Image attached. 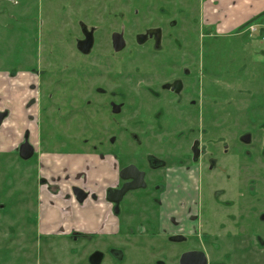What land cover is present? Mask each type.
<instances>
[{"label":"rangeland","instance_id":"obj_1","mask_svg":"<svg viewBox=\"0 0 264 264\" xmlns=\"http://www.w3.org/2000/svg\"><path fill=\"white\" fill-rule=\"evenodd\" d=\"M183 1L0 0V97L3 99L0 108L9 107L12 112L7 125L0 128V148L11 151L17 142L16 131L20 136L22 128L27 131L33 129L32 139L35 137L37 145L35 141L33 143L38 149L36 169L39 162L44 164L47 155L56 166H61L66 159L60 158V155L72 153L81 156L72 161L70 169L86 161L84 167L88 173L91 172L90 162L101 157L111 161L116 158L118 164L129 161L131 157L119 155L120 150L136 155L155 154L158 160L164 162L165 171H186L184 176L192 182L189 184L194 186L197 195L194 203L197 208L204 198L211 200L215 189L225 188L221 203H212L213 220L198 226L187 225L176 233L170 232L169 236L181 234L188 238L182 243L166 240V236L138 237L134 231L130 236L112 239L96 234L92 229L88 231L90 237L86 245L80 242L65 244L58 239L52 246L58 254L42 251L33 256L27 241L30 227L25 226L23 238L19 237L13 243L10 264H86L85 248L90 252L100 250L101 264H156V260L178 264L179 255L190 249L203 251L209 264H236L237 255H233V249L241 245L238 236L253 232L260 237L263 247L254 249L248 264L257 260L264 264V218L258 219L260 213L264 214V162L257 156L263 131L252 130L259 123L264 129L262 34L217 35L214 27L205 24L201 17L199 0ZM82 26L94 34L93 50L86 56L76 48V41L82 37ZM154 28L162 32L161 47L152 41L142 45L136 42V37ZM48 32L46 42L44 38ZM113 32L121 33L125 39L126 45L121 52L112 50L110 35ZM201 60L205 68L202 75L207 77L203 83L207 86V93H203V97L217 96L216 110L221 111L217 121L210 115L205 116L204 122L210 124L208 135H205V130H197L192 125L195 121L188 111L190 108L177 106L174 95L166 91L163 95L161 91L154 99L161 97L159 100L166 101L171 110L178 111L181 119L177 122L172 112L163 105L150 102L154 99L150 98L147 90L151 84L157 86L181 79L184 65H191L194 70L200 71ZM230 61L232 68L228 69ZM14 75L17 77L14 78ZM239 78L248 82L244 83L245 87L233 85L230 93L227 81ZM215 82L218 87L214 86ZM31 83L39 84L37 91L28 88ZM97 88L104 93L96 92ZM111 93H115L116 100L123 104V112L119 115H113L108 109V101L113 96ZM140 97V101L143 97L149 99L147 102L143 100L145 107L140 115L154 122L153 131L137 127L142 121L138 120L137 112L132 110L131 105L135 98ZM40 106L46 109L40 115L41 126L28 124V119L37 118ZM56 107L60 110L56 111ZM179 111L186 113L181 115ZM194 111L198 118L201 111L198 112V108ZM229 117L232 122L238 123L232 133L235 151L231 156L217 157L215 167L226 166V170L232 172V181L225 184L222 179L216 178L220 174H215V170L206 173V158L193 161L189 148L194 141L206 146L208 138H216L222 133L214 122L224 123L230 120ZM175 122L178 124L174 126ZM165 123L173 127L164 130ZM248 130L253 132L252 145L247 146L256 156L253 162L235 157L241 152L240 147L244 148L238 138ZM163 138L166 139L161 140ZM137 141L141 144L137 145ZM208 147L213 150L210 145ZM14 167L17 170L18 164L11 156L5 167L0 168V181ZM148 171L152 173L149 168ZM15 180L16 189L8 194L20 190L27 202L22 211L16 212L14 221L34 220L35 206L31 205L29 196L38 194L37 174L29 175L25 171L21 177L16 175ZM71 181L82 182L81 179ZM172 182L175 180L172 179ZM247 182L250 186L256 185L259 198L246 196ZM237 198L239 202L244 200L241 209L235 205L231 209L226 208L222 203ZM231 212L248 217V223L238 226L228 222L227 216ZM137 223L134 221L129 226ZM119 227L124 232L127 226ZM189 234L194 237H189ZM5 238L2 231L0 252L4 250L2 243H6ZM113 247L116 251L109 252ZM3 262L0 254V264Z\"/></svg>","mask_w":264,"mask_h":264},{"label":"flooded vegetation","instance_id":"obj_2","mask_svg":"<svg viewBox=\"0 0 264 264\" xmlns=\"http://www.w3.org/2000/svg\"><path fill=\"white\" fill-rule=\"evenodd\" d=\"M263 13L264 11L257 14L229 34H219L214 27L215 32L217 35L238 36H252L253 34H262L260 41L264 43V15L254 22L247 24L249 21L255 19ZM82 27V37L76 41V48L82 55L86 56L89 55L93 50L94 34L92 31L86 30L84 26ZM167 33L169 34V32ZM49 34L50 33L48 32V34L45 35V41L47 40L46 37L49 36ZM161 38L162 32L160 29L154 28L148 30L146 34L136 37V42L139 45H142L145 42L152 41L155 45H159L161 47V45H163L160 42ZM115 40H118L120 43H122L120 50H115V47L119 45L118 43H115ZM110 42L112 50L116 53L121 52L126 45L123 35L118 32L111 33ZM51 44L53 43L51 42ZM115 44L118 45L115 46ZM200 62L202 64L203 60ZM203 68V64L200 67V71L194 70L191 65L190 67L184 65V67L181 69V79L162 82L157 86L155 84H151L148 86L147 90L150 93L151 99L159 96L161 91L163 95H165L164 91H166L168 94L174 95L177 106L182 105L181 107L183 108H190L188 111L193 115V121H195L192 123V125L197 127V130H205V135H208L210 130L208 127L210 124L204 122L206 119L205 116L210 115V118L217 121L218 113H221V111L217 112L216 110V106H218L219 101L217 96H213L211 94L209 99L203 97V93H207V86L203 84L207 80V77L202 75L203 71L205 70V68ZM229 68H232L231 61L229 62L228 69ZM13 77L15 78L17 75H14ZM216 82L214 83L215 85L213 83H211V85L218 87L219 85L216 84ZM247 82H244L243 78L236 80L230 79L229 82L227 81V86H229L231 93V88L233 85L245 87L244 83ZM37 86L39 87V84L35 85V83H31L29 84L28 88L30 87L34 91H37ZM96 92L104 93V90L97 88ZM6 94L8 95V92ZM111 95L113 96H111V99L108 101V109L113 115H119L123 112V104L122 102L120 103L116 100L118 97L115 93H111ZM146 98L144 99L143 97L141 101V97L135 98L131 107L133 111L137 112L136 117L138 120L142 121V124H138L137 127H143V129L145 128L153 131L151 128L152 125H154V122L145 120L140 115L141 110H143L145 107L142 105L144 102L143 100H145V102L149 100ZM160 98L161 97L150 102H156L157 104L163 105L168 109L169 112H172L171 114L176 117L177 122V119L180 118L178 111L175 112L171 110V107H169L167 102L164 100H159ZM2 101L3 99L0 97V104ZM196 108H198V112L199 110L201 111L198 114V118H196L194 111ZM214 108L215 111L213 110ZM55 109L56 111L60 110V108L57 107ZM42 110L44 112L46 109L40 106L38 108L37 118L28 119L27 123H32L34 126L37 125L38 127L41 126L40 115L43 113ZM0 113L5 114L0 123L1 128L2 125H7V122H9L8 119L11 117L12 112L10 111L9 107H6L0 108ZM185 113L186 112H183V114ZM180 114L183 115L182 112H180ZM203 114L204 118L202 117ZM183 119L185 120L184 116ZM232 120L230 119L220 124H216V122H214V124L220 129L222 133L216 138H208L206 140V146L202 143L198 144V142L194 141L189 148V153L192 157V160L196 161L202 157L206 158V162L208 164L206 167V173H212L213 170H215V174H220V176H216V178L222 179L225 184L232 181V172L226 170V166L218 168L219 171L218 169H215V167L217 157L231 156L235 151V143L232 139V133L236 128V125L238 126V123H234ZM15 123L17 124V121ZM175 123L174 126L178 124ZM167 125L166 123L164 124V130L173 127L171 124L169 125V123ZM261 125L262 123H259L258 127H255V129L252 130L263 131L262 143L257 156L262 158L264 162V129L260 127ZM32 130L27 131L22 128V133L20 136L16 131L15 139L17 142L11 151H6L5 149L0 148V168L5 167V163L11 156L16 158V163L18 164L17 170H15V167L10 168L5 174V177L0 181V233L4 231L6 236V243H2L4 250L1 251L0 254L4 259V264H10L11 261L9 260L14 252L13 243L16 242L17 238H23L25 235V226L30 227L27 241L28 244L31 245L30 248L33 250V252L30 253L33 256L36 253H40L42 251H46L47 253L50 252L52 255L58 254V252L55 251L56 248L53 249L52 247L53 243L58 242V239L61 243L65 244L80 242L83 245H86L88 238L90 237V233L86 231H80L73 227L70 222H67L68 217L72 215L73 206L82 209L86 214H90L92 216L91 221L95 224L93 226L95 227L93 230L96 231V234H101L105 237L116 239L121 236H130L134 231L135 235L138 237L150 236V238H153L155 236V238H160V236H166V240H171L175 243H182L185 240H188V238H185L181 234L169 236L170 232L175 231L174 233H176V231H181L180 228L187 225L198 226L203 222L206 223L213 220L214 218L211 212L212 203H221L220 198L225 194V188L215 189L211 195V200L204 198L201 200L200 205L197 208L196 205L194 206L197 195L196 192H194V186L189 184L192 182L187 180V177L184 176V172L186 171H165L164 162L158 160L154 156L155 154L136 155L131 154L130 152L123 153L122 150H120L119 155L125 154V156L127 155L128 157H131L129 161H122L124 163L120 162L121 165L118 164V159L116 158L115 161H111L110 159L104 157L99 158V160L103 163L106 161L111 163V166L109 165V167L115 172L114 183L108 186L103 192V196L100 197L98 196V193L95 192L94 189L88 184L89 173L85 172L84 166L83 170L78 171L77 173L71 172L70 168L72 161L74 162V159L80 157L81 155L79 156V154L74 155L72 153H65L60 155V158L66 159V162L62 163L61 166H56V164H54L52 161L53 159L47 155L44 164L39 162L36 169L35 163L37 160L38 149L33 143V141H35V137L32 139ZM252 130H248V132H245L239 136V142H241L244 148L240 147L241 154L239 153L235 155L237 159L243 158L248 162L255 161L256 156L254 155L253 151L247 147L252 145ZM156 132H158V129ZM165 139L166 138H163L161 140ZM136 140H139V138ZM35 143L37 145L36 141ZM136 143L139 145L141 144V141H137ZM208 145H210L213 150H209ZM115 162H117V165L114 166ZM142 165L143 167H141ZM87 168L86 170H88ZM129 168H132V170H127ZM148 168L150 171H152L151 174H149ZM25 171H27L29 175L32 174L35 176L37 174L38 178V194L29 196L31 205L35 206V218L34 220H28V222L26 219H23V221H14L16 212L23 210V206L26 205L27 198L20 190L13 191L10 194H8V192L10 190L16 189L15 176L17 175L18 177H21V175H24ZM71 179H81L82 182L80 184L73 183ZM172 179L175 180L174 183L172 182ZM130 184H132L133 187L127 189L124 193L120 194V192H117L122 190L124 186H129ZM211 184L214 185L215 183L212 182ZM94 187L97 186L94 185ZM180 187L181 192L179 191ZM74 188L82 191L84 198L81 201L77 200V197L74 195ZM246 196L252 199L260 197V192L258 189H256V185L250 186L249 182H247ZM99 200H102V202H99ZM222 203L226 208L230 209L234 205L237 207V209H241L244 206V200L239 202L238 198L235 201L231 199L224 200ZM98 206H106V210L104 211L102 218H100L101 214L99 213L101 212V209L98 208ZM47 209L50 210L53 215H56V212L62 215L61 224L57 225L56 220L48 222V225L46 224L44 220V214ZM137 216L138 220H135V217ZM263 218L264 214L260 213L258 219L262 220ZM248 220L249 218L243 214L235 215L231 212L227 216L228 222L235 223L238 226H243L244 224L248 223ZM12 221L14 222L11 223ZM134 221H138V223L136 225L129 226V224L133 223ZM112 222L114 223V226H116V231L110 232L107 229L111 226ZM119 225L127 226L124 232L121 230ZM189 237H194V235L189 234ZM238 237L240 238L241 245L236 247L237 250L236 248L233 249V255H237L235 263L248 264L250 254L254 253L255 248L260 249V247H263V242L255 232L252 234L239 235ZM85 249L83 250L84 252H82L85 256L86 264H101L102 253L100 250L90 252L88 248ZM108 251L112 252L116 251V249L113 247ZM188 253L194 255L184 258L183 264H199V262H201L199 260L200 255L203 257L204 264H209L206 254L198 249L183 251L179 255L178 264H181L183 256ZM155 263L165 264L159 260H156ZM253 264L261 263L259 260H257Z\"/></svg>","mask_w":264,"mask_h":264},{"label":"crops","instance_id":"obj_3","mask_svg":"<svg viewBox=\"0 0 264 264\" xmlns=\"http://www.w3.org/2000/svg\"><path fill=\"white\" fill-rule=\"evenodd\" d=\"M186 1V0H185ZM201 16L204 19L205 24L216 28L219 34H229L236 30L240 25L247 22L257 14L264 11V0H199ZM91 163V172L88 177V184L98 193V196H103L105 189L114 183L115 172L108 161L102 162L99 159L93 160ZM86 161H81L77 166L71 170L72 173H77L83 170V166ZM97 186V187H94ZM102 202V200H99ZM101 209L100 218L103 217V213L106 210V206H98ZM73 212L68 217L67 222L77 228L80 231H91L95 227V224L91 221L92 216L86 214L82 209L73 206ZM91 213V212H90ZM62 215L56 212V215L46 210L44 214V220L48 225V222L56 220V224H61ZM110 232L116 231V226L111 223V226L107 229Z\"/></svg>","mask_w":264,"mask_h":264},{"label":"water","instance_id":"obj_4","mask_svg":"<svg viewBox=\"0 0 264 264\" xmlns=\"http://www.w3.org/2000/svg\"><path fill=\"white\" fill-rule=\"evenodd\" d=\"M115 43H118V44H119V45H118V44H115V46L118 45V46L115 47V50H120V49H121V46H122V43H120L118 40H115ZM4 115H5L4 113H3V114L0 113V123H1V121H2V119H3V117H4ZM127 170L131 171L132 168H129V169H127ZM124 178H126V177H124ZM131 187H133L132 184H130L129 186H124L122 190L117 191V192H120V194H121V193H124L127 189H129V188H131ZM73 192H74V195L77 197V200L81 201V200L84 198V195H83V193H82L81 190H79V189H77V188H74V189H73ZM115 192H116V191H115ZM193 255H194V254L188 253V254H186L185 256H183L182 261H181V264H183L184 258H186V257H188V256L191 257V256H193ZM199 260L201 261V262H199V264H204V260H203V257H202L201 255L199 256Z\"/></svg>","mask_w":264,"mask_h":264},{"label":"trees","instance_id":"obj_5","mask_svg":"<svg viewBox=\"0 0 264 264\" xmlns=\"http://www.w3.org/2000/svg\"><path fill=\"white\" fill-rule=\"evenodd\" d=\"M264 15V13L263 14H261V15H259L258 17H256L255 19H253V20H251V21H249L247 24H249V23H251V22H254L255 20H257L258 18H260L261 16H263ZM246 24V25H247Z\"/></svg>","mask_w":264,"mask_h":264}]
</instances>
